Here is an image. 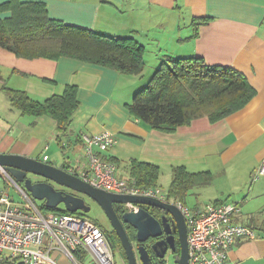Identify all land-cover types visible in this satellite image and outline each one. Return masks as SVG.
<instances>
[{"label": "crops", "instance_id": "1", "mask_svg": "<svg viewBox=\"0 0 264 264\" xmlns=\"http://www.w3.org/2000/svg\"><path fill=\"white\" fill-rule=\"evenodd\" d=\"M8 1L0 0V5ZM20 1H44L51 18L70 24L118 37L134 36L145 45V61L148 44L142 38L153 39L149 55L155 58L148 59L146 67L151 61V68H157L166 55H196L209 65L243 72L257 93L246 107L221 121L201 117L170 134L151 128L127 108L135 92L146 85L140 79L143 74H123L66 56L29 59L0 46V152L39 158L74 172L87 161L80 134L109 131L117 142L102 155L115 162L118 176L130 179L134 161L153 163L160 168L158 185L170 176L164 189L168 192L174 167L184 165L190 173L211 176L189 191L185 200L190 207L201 209L210 201L237 202L242 211L236 221L246 225L264 212V175L253 180L264 161V0ZM10 15V11L0 12L1 18ZM203 18L208 19L194 25V20L199 23ZM67 85L79 88L73 118L78 129L71 127L60 138L54 118L23 114L11 105L7 90H24L43 101ZM210 187L220 189L207 202L189 204V196L198 198ZM255 234L236 238L232 262L264 264V234L259 230ZM59 262L72 264L62 255Z\"/></svg>", "mask_w": 264, "mask_h": 264}, {"label": "trees", "instance_id": "2", "mask_svg": "<svg viewBox=\"0 0 264 264\" xmlns=\"http://www.w3.org/2000/svg\"><path fill=\"white\" fill-rule=\"evenodd\" d=\"M1 11H10L11 15L0 17V46L17 56L54 60L72 57L128 75H142L146 68L145 45L134 36H113L51 18L44 1L10 0L0 5ZM206 19L193 23L197 25ZM161 60L149 82L136 91L132 102L127 104L130 114L151 128L171 134L179 126L189 125L201 117H208L211 122L221 121L246 107L257 93L246 75L234 67L209 65L196 55H166ZM78 89L75 85H67L61 93L41 101L24 90L7 88L11 105L23 114L54 118L58 138L71 130L74 113L79 107ZM172 174L168 195L186 204L189 191L211 179L209 172L190 173L184 165L175 166ZM159 176L160 168L156 164L134 161L130 166L129 180L140 186H159ZM144 207L149 211V206ZM115 208L124 212L122 205L116 204ZM42 209L59 214L72 213L64 206L50 209L43 205ZM75 213L86 215L83 211ZM250 221L251 227L264 234V212ZM101 227L114 247L109 230ZM115 237L120 243L117 235ZM133 238L134 233L129 239ZM14 260L18 259L6 258L0 264H14Z\"/></svg>", "mask_w": 264, "mask_h": 264}, {"label": "built area", "instance_id": "3", "mask_svg": "<svg viewBox=\"0 0 264 264\" xmlns=\"http://www.w3.org/2000/svg\"><path fill=\"white\" fill-rule=\"evenodd\" d=\"M80 135L87 161L73 173L96 188L174 202L188 229V264H236L230 260L236 238L256 235L253 227L236 221L242 211L240 203L210 201L197 209L182 200H172L160 186H140L117 175V165L102 155L116 144L114 134L102 131ZM47 159L45 155L44 160ZM263 175L264 161L254 171L253 180ZM18 188L21 201L9 193L0 194V263L16 258L21 264H60L62 255L72 264H115L114 248L99 223L75 212L44 211L26 190ZM121 205L126 211L136 212L140 208L130 202Z\"/></svg>", "mask_w": 264, "mask_h": 264}, {"label": "water", "instance_id": "4", "mask_svg": "<svg viewBox=\"0 0 264 264\" xmlns=\"http://www.w3.org/2000/svg\"><path fill=\"white\" fill-rule=\"evenodd\" d=\"M0 171H3L15 182L22 183L24 189L34 198L44 199L45 205L50 209L58 208L59 204H64L65 209L70 212H88L90 206L85 197L98 203L120 238L126 253L127 264H137L136 252H138L141 264L154 263L144 245H140L135 251L124 223L130 224L136 229L138 242H145L149 238L165 233L167 237L164 240L157 241L152 245L159 257H164L169 248L175 252L174 233L177 232L180 252L175 256V262L177 264H188L189 262L188 229L184 215L174 202H164L154 197L120 194L96 188L63 166L20 154L0 152ZM29 174L40 176L43 180L34 181L28 177ZM56 185L62 188L58 190ZM127 202L136 203L140 205V208L136 212H124L121 218L115 205ZM144 206L157 207L165 214L162 219H158Z\"/></svg>", "mask_w": 264, "mask_h": 264}, {"label": "rangeland", "instance_id": "5", "mask_svg": "<svg viewBox=\"0 0 264 264\" xmlns=\"http://www.w3.org/2000/svg\"><path fill=\"white\" fill-rule=\"evenodd\" d=\"M142 40H144L148 45V56H147V60H151V58H155L154 54L152 55H149L151 53H153V48L151 47L152 45V42H153V39H149L147 40L146 37L142 38ZM161 55V54H159ZM163 59V58H161ZM146 60V61H147ZM155 60V59H153ZM149 64L148 66L146 67L145 71L143 72V75L140 77V79H144L145 83L147 84L149 82V80L151 79L153 73L156 71V68H151L152 67V63H150L151 61H148ZM160 64V62H159ZM143 87V86H141ZM72 128H76V130L78 129L77 128V121L74 122L73 120V123H72V126H70ZM31 177L34 181L36 180H43L42 177L40 176H37V175H32L31 174ZM169 179H170V176H166L165 177V180L163 179L164 182H162V179L159 181V185L160 187H162L163 189H167L168 186H169ZM164 183V184H163ZM20 188H22L23 190L24 189V185L20 182H14L12 180V178H10L7 174H5L3 171H0V194H3V193H9L12 197H14L15 200L17 201H21L22 200V194L18 188V186ZM220 188L216 187H210L209 189H206L207 191H204V194L203 195H199V197H195L193 195L189 196L188 197V202L189 204H192V203H195L197 201H202V202H207L209 199V197H211L212 195L215 194L216 190H218ZM28 192V191H26ZM29 193V192H28ZM30 194V193H29ZM30 196L32 197L33 201H35V203L39 206V207H42L43 208V205H45V200H40V199H36L34 198L31 194ZM86 198V202L89 204L90 206V210L88 212H84L89 218H91L92 220H94L95 222L99 223L100 225H102L106 230H109L110 229V222L105 214V212L103 211V209L100 207V205L98 203H96L95 201H93L92 199L88 198V197H85ZM121 205V204H119ZM64 206V204H59L58 208H62ZM112 239V238H111ZM134 241L137 239L136 236H135V232H134ZM113 241V240H112ZM114 250H115V264H127L125 259L122 257L121 255V252L120 250L114 246ZM136 257H137V264H141V260H140V257L138 255V252H136ZM14 264H19V260H14ZM166 262H164L165 264H177L175 262V255L174 254H170L168 253L166 255V259H165Z\"/></svg>", "mask_w": 264, "mask_h": 264}, {"label": "flooded vegetation", "instance_id": "6", "mask_svg": "<svg viewBox=\"0 0 264 264\" xmlns=\"http://www.w3.org/2000/svg\"><path fill=\"white\" fill-rule=\"evenodd\" d=\"M28 177H31V174H29ZM31 178H32V177H31ZM36 181H41V180H36ZM56 187L58 188V190H59L60 188H62V187H60V186H58V185H56ZM149 211H150L155 217H157L158 219H162L163 215L165 214V212H163V210H161V209H159V208H157V207H150V206H149ZM124 212H126L125 209H124ZM124 212H121V210L117 211L118 215H119L121 218H122V215H123ZM107 218H108V217H107ZM108 220H109V219H108ZM109 222H110V221H109ZM124 227H125V229H126L128 235H129V237H130L134 232L136 233V229H135L134 227H132L130 224H128V223H124ZM108 233H109L110 236L113 238V241H114L115 247H117V248L120 250L122 257L125 259V261H126V263H127L126 253H125L124 248H123V246H122V244H121V241H120V243H118V240H117L116 237H115V235H117V233L115 232V230H114V228L112 227L111 223H110V229H109V232H108ZM174 236H175V245H176L175 252H172V250L169 248V249H167V252H166V254H165L164 257H159V256L157 255V252L152 248V245H153L155 242H157V241L164 240V239L167 237V235H166L165 233L162 234L161 236H158V237L149 238V239H148L147 241H145V242H138L137 240L134 241V240H132V239H130V240H131V242H132V244H133V246H134V248H135V251H137V247H139L140 245H144V246L148 249V251H149V253H150V256H151V259H152L153 263H154V264H163L164 262H166L165 259H166V255H167L168 253H170V254L172 253V254H174V255L176 256V255L180 252V242H179V238L177 237V236H178V233L175 232V233H174ZM117 237H118V235H117ZM118 238H119V237H118ZM119 240H120V238H119ZM113 248H114V247H113ZM114 251H115V250H114ZM124 254H125V256H124ZM164 264H165V263H164Z\"/></svg>", "mask_w": 264, "mask_h": 264}]
</instances>
